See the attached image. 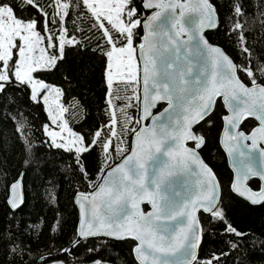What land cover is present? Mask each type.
<instances>
[{"label": "snow or ice", "instance_id": "1", "mask_svg": "<svg viewBox=\"0 0 264 264\" xmlns=\"http://www.w3.org/2000/svg\"><path fill=\"white\" fill-rule=\"evenodd\" d=\"M260 2L264 5V0ZM243 3L244 0H232L229 12L232 21L229 32L234 33L235 44L244 58V62L238 65L205 37L206 29L219 26V11L212 0H187V3L183 0H139V4L137 0H0V117H3L6 106L15 103L10 95L12 90L27 91L29 100L37 104L41 101L49 104L53 95L58 101L62 96L61 89L50 87L38 74L58 71L60 62L65 59L66 49L92 52L103 58L107 88L105 120L91 134V138L72 131L64 119L67 109L58 102L55 108L49 104L47 115L51 125L61 131L51 130L49 125H44L42 129L48 139L41 141V145L67 153L64 163L79 172L81 179L93 187L92 192L79 193L76 203L79 204L82 219L77 239L71 248L63 250L66 256L75 255V250L92 238L138 242V246L134 245V260L139 264H171L163 257L175 256L186 248L191 255L182 264H201V260L203 264H227L233 252L240 250L247 234L238 231L227 219L228 205L220 196V185L200 155L206 138L197 125L212 123L215 101L217 97H223L231 113L227 118L228 129L225 130L229 141L225 147L229 155L242 141H251L250 151H255L258 143H264V56L253 57L243 22L248 15ZM74 9H78L77 16L83 14L87 21L79 31L72 16ZM147 11L152 14L145 15ZM166 11L173 14V31L161 28L157 32V22ZM29 12L34 14L27 15ZM189 12L199 15L194 30L184 26L185 15ZM252 15H256L255 10ZM69 20L74 25L72 29L68 27ZM141 28L146 34L140 38L137 47L134 41L137 29ZM184 36L187 38L184 39ZM197 39L201 47L194 49L192 45ZM204 54L207 55V63L201 68L200 77L190 81L188 77L192 76L196 67L191 57ZM140 61L142 97L139 88ZM161 77L167 82H161ZM118 84H124L126 92L130 88L131 95L121 97L120 89L115 87ZM151 89H155V94ZM176 99L181 101L182 121L177 120V127L172 131L165 127L158 134L156 124L163 113L153 116L151 109L158 102L166 101L167 110L171 111L177 107L174 103ZM233 101L242 106H235ZM141 103L142 114L135 124L139 125L151 117L152 127L129 128L132 117L128 115V110L135 108L140 112ZM249 117L258 121V126L250 134H245L240 125ZM14 131L28 156L26 166H38L39 160L31 159L32 141L28 136V126L21 121L19 125H14ZM125 131L135 138V148L126 156L124 154L129 148L124 143ZM167 140L176 145L166 153L175 164L169 166V170H160V174L152 180L155 186V191H152L147 186V166L155 154L161 152ZM6 142L4 132L0 130V148ZM94 150L104 155V163L97 172L100 180L91 175L85 163L88 154ZM113 154L124 158L105 174L104 169L109 166ZM240 156L242 160L251 158L243 151ZM193 166L198 170L194 173L198 177V190L181 205L165 207L167 197L162 194L161 187L173 174L171 168L193 173ZM235 171L234 192L252 204L264 203V192L257 195L246 186H241L242 181L246 184L252 178L264 181V173H258L251 165H244L243 171L240 168ZM22 187L21 176L6 185L8 203L13 210L23 203ZM143 203L150 204L152 211L145 214L141 209ZM129 206L131 211H128ZM201 212L208 215L210 223L224 225L223 235L236 238L225 241L226 251H213L207 257L198 258L197 250L205 237L211 234V230L206 233L201 225L198 217ZM181 218H186V224L179 226L171 239L161 235L162 231H170L159 227L162 222ZM9 239L10 246H6L0 264H27L28 245ZM86 250L89 254L97 251L96 248ZM256 250L257 242L253 241L252 251ZM44 264H47L46 259ZM77 264L84 262L78 261ZM91 264L107 262L91 256Z\"/></svg>", "mask_w": 264, "mask_h": 264}, {"label": "trees", "instance_id": "2", "mask_svg": "<svg viewBox=\"0 0 264 264\" xmlns=\"http://www.w3.org/2000/svg\"><path fill=\"white\" fill-rule=\"evenodd\" d=\"M137 3L139 4V0ZM212 3L219 11V26L215 31L206 33V38L239 65L244 62V58L239 54L234 33L229 32L232 23L229 18L232 0H212ZM243 7L248 13L243 22L253 57L264 56V5L260 0H244ZM254 10L255 16L252 15ZM77 11L78 9H74L72 16L79 31L86 26L87 21L83 14L77 16ZM32 14L34 13L29 12L27 15ZM68 27H74L71 20L68 21ZM141 36V29H137L134 46L139 44ZM38 75L49 86L61 89L59 102L67 109L64 117L72 131L91 138V134L105 120L107 88L103 58L92 52L66 49L65 59L60 62L58 71ZM115 87L120 89L121 97L131 95V89L128 88L126 92L124 84ZM10 95L15 103L6 106L3 117H0V130L4 132V139L7 141L0 148V260L4 258L6 246H10L11 238L17 244L28 245L30 251L25 258L27 264H44L45 259L47 264H77L78 261L91 264V256L102 259L107 264H137L132 254L135 243L131 240L89 239L75 250V255H65L63 250L71 248L76 240L78 214L73 197L82 192L89 193L93 187L81 179L79 172L64 163L68 158L67 153L41 145V141L48 139L42 130L43 126L49 125L43 103L30 101L27 91L12 90ZM162 107L159 105L156 112ZM128 115L132 117L128 127L138 129L139 125L135 124V120L139 118V112L135 108L129 109ZM224 115L225 110L218 100L212 113V123L202 122L197 127L206 138L200 155L218 180L220 196L228 205L227 219L234 228L247 234L240 250L233 252L227 264H236L237 261L238 264H264V203L252 206L230 191L232 174L218 145ZM21 121L29 128L28 136L32 141L31 159L39 160L38 166L29 167L25 164L28 156L14 131V125H19ZM255 126V121L250 119L241 125L240 130L247 134ZM132 135L128 131L124 132V143L128 148ZM122 157L113 154L104 172L117 164ZM85 163L91 175L100 180L97 172L104 163L103 153L94 150L88 154ZM20 175L23 181L24 202L22 207L14 212L7 204L6 185ZM248 186L257 190L259 182L251 180ZM143 210L147 211V208L143 207ZM199 219L205 232L211 230V234L205 237L204 243L198 249V258L207 257L213 251H226L225 241L236 239L223 235L224 225L210 223L208 215L200 213ZM253 241L257 242L255 252L252 251ZM87 248H96L97 251L89 254ZM8 259L11 260L12 257L9 256Z\"/></svg>", "mask_w": 264, "mask_h": 264}, {"label": "water", "instance_id": "3", "mask_svg": "<svg viewBox=\"0 0 264 264\" xmlns=\"http://www.w3.org/2000/svg\"><path fill=\"white\" fill-rule=\"evenodd\" d=\"M183 2L187 3V0H183ZM147 15H151L152 13L150 11L146 12ZM177 15H179V10H177ZM173 19V14L171 11H166L164 12V14L162 15L161 19L157 22L156 28L155 30L157 32H159L161 30V28L167 30V31H173L172 29V24L171 21ZM199 20V15L195 12H189L185 15V19H184V26L186 29L189 30H194L196 27V23ZM143 23V20H142ZM217 29L213 28V29H206L205 30V37H206V33L209 32H213ZM142 31V36L145 33V31L141 28ZM141 36V37H142ZM184 39H186L187 37L184 36ZM207 39V38H206ZM141 42V40H140ZM139 42V43H140ZM211 44V43H210ZM212 45V44H211ZM193 48H200V41L199 39H197L194 43H193ZM216 46V45H213ZM138 47V45H137ZM137 58H138V52H137ZM191 60L193 62V64L196 65V67L193 69V74L192 76L188 77V79L190 81L195 80L196 78L200 77V70L202 67L205 66V64L207 63V55H201L199 57L197 56H193L191 57ZM139 66L141 68V72L139 73L140 75V95L142 97L143 95V84H142V61L139 62ZM211 69H209L210 71ZM161 82H167L166 78L161 77ZM152 94H155V89H151ZM220 100L224 110H225V115L222 117V127L218 136V145L221 149V151L223 152L225 159H226V163L228 166V169L230 170L231 174H232V180H231V184H230V191L232 192L233 195H235L236 197L240 198L241 200L247 202L248 204L252 205V206H258L262 203H256V204H252L249 200H247L244 197H240L239 195H237L234 192V187L236 185V168H240L242 171L244 169V165H251L258 173H264V156H262V153H264V143H258L257 144V148L255 151H250L251 149V141H247V142H241L239 147L236 149V151L230 156L227 148L225 147L226 143H229L227 136L225 135V130L228 129V124H227V118L231 115V113L228 111L227 106L224 104L223 101V97H217L216 101H215V105L216 102ZM174 103L177 105V107L173 108L171 111H168V104L166 101H161L158 102L156 104V106L154 108L151 109L152 115L153 116H159L161 115V113H163L161 119H159L157 121L156 127H157V133H160V129L161 128H167L169 131H172L174 128L177 127L176 125V121L177 120H181L183 119V109H181L179 107V104L181 103V101L179 99H176L174 101ZM234 105L237 107H240L242 105L237 104V102L233 101ZM159 105H162L163 107L156 112V109ZM141 111L139 112V116L142 114V103L139 105ZM215 109V106H214ZM214 111V110H213ZM254 120L256 123V126L247 134H250L257 126H258V121H256L254 118L249 117L247 119H245L241 125L247 121V120ZM240 125V127H241ZM198 126V125H197ZM141 127H148L151 128L152 127V118L150 117L148 120L146 121H142L141 124H139V127L137 130H139ZM229 131H234L229 129ZM246 134V133H245ZM176 147L175 143L172 140H167L164 145L162 146V150L160 153L155 154V158L151 161H149L148 163V179H147V186L150 190L155 191V186L152 184V180L158 176L160 174V170L161 169H165V170H169V166L174 165L175 161L171 160L167 155V151H169L170 149H174ZM135 148V138L134 135H132L131 137V141H130V148L129 151L125 154L126 155H130L131 154V150ZM243 151L246 155H250V159L248 160H242L241 156H240V152ZM124 156L121 158V160L115 164L112 167H115L116 165H118L119 163L122 162ZM202 158V157H201ZM111 167V168H112ZM111 168H109L107 171H110ZM106 171V172H107ZM172 171V175L168 176L166 178L165 183L162 185L161 187V192L163 195H165L167 197V200L164 202V206L165 207H170V206H179L181 205L184 200H187L191 197L192 193L198 190L196 181L198 179L197 175H195L194 173H196L198 170L195 168V166H193V173H187L185 171H182L179 168H171ZM105 172V174H106ZM214 174V173H213ZM215 175V174H214ZM22 178V175H20ZM216 177V176H215ZM250 180H257L260 184L259 189L258 190H252L249 188L248 186V182ZM216 181L218 182L217 178ZM219 184V183H218ZM242 187L246 186L247 188H249L251 190L252 193L255 194H259L260 192H264V181H261L259 179L256 178H252V179H248L245 182L242 181L241 184ZM93 191V190H92ZM91 191V192H92ZM219 193H220V187L218 189ZM22 193H23V202H24V191H23V187H22ZM177 193H179V195H177ZM79 194H76L73 197V203L77 209V214H78V220H77V226H76V234L78 232V226L81 222L82 216H81V211H80V207L79 204L76 203L77 200H79ZM7 204L8 207L10 208V205L8 203V196H7ZM23 205V203L21 204V206L19 208H21ZM143 207L147 208V211L143 210ZM17 209H11L12 211H16ZM141 209L145 212V214H147L148 212L152 211L151 209V205L148 203H143L141 204ZM90 211V209H89ZM128 211H131V208L129 206ZM202 213V212H201ZM198 213V217H199ZM204 214V213H203ZM207 215V214H205ZM186 224V218H181L177 221H171V222H166V223H161L159 225V227L161 229L167 228L170 231L169 232H161V235H165L168 239H171L172 235L178 231L179 226ZM77 239V236H76ZM92 239H98V238H92ZM104 239V238H102ZM127 240H131V239H127ZM113 241V240H112ZM124 241V240H123ZM133 241V240H131ZM135 243L136 246H138V242L133 241ZM198 251V250H197ZM133 258H134V249H133ZM191 252L189 249H185L183 251L178 252L175 256H167V257H163V259H167L171 262V264H182V261L190 258ZM135 262L137 264H139L138 261L135 260Z\"/></svg>", "mask_w": 264, "mask_h": 264}, {"label": "rangeland", "instance_id": "4", "mask_svg": "<svg viewBox=\"0 0 264 264\" xmlns=\"http://www.w3.org/2000/svg\"><path fill=\"white\" fill-rule=\"evenodd\" d=\"M50 51H51V50H50ZM50 87H51V86H50ZM41 102H42V101H41ZM57 102L60 104L59 99H58V101H57V98H55L54 95H53V97H50V98H49V104H50L53 108L56 107V103H57ZM42 103H43V102H42ZM49 104H44V103H43L46 113H47V111H48ZM47 116H48V115H47ZM48 119H49V126H50L51 130H55V131H58V132L61 131L60 128H57V127L51 125V123H50V118L48 117ZM64 119H65V117H64ZM65 139H67V133H66V132H65Z\"/></svg>", "mask_w": 264, "mask_h": 264}, {"label": "flooded vegetation", "instance_id": "5", "mask_svg": "<svg viewBox=\"0 0 264 264\" xmlns=\"http://www.w3.org/2000/svg\"><path fill=\"white\" fill-rule=\"evenodd\" d=\"M250 181H251V180H250ZM248 183H249V182H248ZM259 186H260V184H259ZM259 186H258V189H259ZM258 189H257V190H258Z\"/></svg>", "mask_w": 264, "mask_h": 264}, {"label": "bare ground", "instance_id": "6", "mask_svg": "<svg viewBox=\"0 0 264 264\" xmlns=\"http://www.w3.org/2000/svg\"><path fill=\"white\" fill-rule=\"evenodd\" d=\"M17 211V210H16ZM15 212V211H14Z\"/></svg>", "mask_w": 264, "mask_h": 264}]
</instances>
